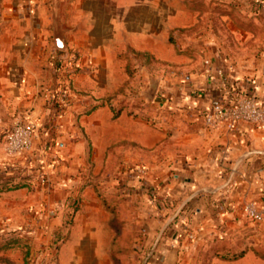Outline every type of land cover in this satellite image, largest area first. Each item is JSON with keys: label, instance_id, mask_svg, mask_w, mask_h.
Instances as JSON below:
<instances>
[{"label": "crops", "instance_id": "obj_1", "mask_svg": "<svg viewBox=\"0 0 264 264\" xmlns=\"http://www.w3.org/2000/svg\"><path fill=\"white\" fill-rule=\"evenodd\" d=\"M185 1L0 0V168L27 181L0 194L7 264L26 255L20 238L29 240V264H111L113 214L103 196L118 190L124 199H109L132 210L121 222L144 224L138 250L152 255L148 264H195L191 257L219 242L248 258V245L264 244V221L242 212L264 204V125L239 122L229 133L202 121L215 96L245 95L264 108V55L242 75L214 65L209 52L202 58L196 43L185 54L183 42L169 40L193 20ZM61 85L70 99L58 115L49 98ZM153 103L178 113L151 124L144 112ZM19 120L35 122L39 135L29 153L10 157L2 128ZM111 160L133 167L127 180L93 188ZM168 205L184 214L171 221Z\"/></svg>", "mask_w": 264, "mask_h": 264}, {"label": "rangeland", "instance_id": "obj_2", "mask_svg": "<svg viewBox=\"0 0 264 264\" xmlns=\"http://www.w3.org/2000/svg\"><path fill=\"white\" fill-rule=\"evenodd\" d=\"M185 6L191 11L193 20L189 25L184 26L176 37L170 34L169 40L171 42H175L176 40L183 42L185 54L194 50L192 49L189 51L190 46L188 43H196V51L198 53L209 52L212 57L211 60L215 62L214 65L218 62V65H222L226 71H235L244 75V73L256 69L261 57L264 55V0H186ZM207 47L209 48L207 49ZM203 56L206 57L207 54H201L202 58ZM192 58L193 60L190 63L184 64L185 68L191 69L192 65L196 64L197 60L194 56ZM204 66H206V64H204ZM214 71L215 73H217V71L221 72V75H213L215 79L219 80V77L222 76V69L215 67ZM128 98L129 97L123 99L121 103L127 102ZM214 98L218 97L215 96ZM129 102L132 101L130 100ZM114 107L115 106H113V108ZM152 107V109L149 108L144 112L145 120H150L151 124H155L161 119H173L178 113L175 111V108L165 111L164 109H160V112L159 107L154 103ZM116 115L117 111H113V117ZM11 126L4 127L2 130L6 131ZM54 130L56 132L59 129L55 128ZM95 164L96 162H93V167ZM132 170L133 167L131 165L128 166L127 161L111 160L108 162V166L102 176L98 173L96 176L91 174L95 176L91 184L94 186L93 188H97L100 191L101 187H104V190L110 188L114 180L117 181V185L121 186L120 178L127 180ZM116 173H118V175ZM26 182L25 177H21L15 173L9 174L4 169L0 168V194L5 189H12ZM121 192L122 190H118V192H113L109 196H103L104 201L106 203L110 202L109 207L110 205L112 207L110 208L113 214L112 224L116 229V238H114L115 240L113 239V254L110 256V263L148 264L152 255H148L149 252H147V254L138 250L139 247L144 246L143 237L146 235L144 232V224L131 225V223L121 222V217H131L132 210L129 211L124 209L119 211L110 200H115L117 198L123 200L124 194ZM106 199H109L108 202ZM168 206V216H173L174 213H176L171 221L184 214L182 209L177 212V209L174 208L173 205ZM133 210L137 209L133 208ZM73 211L74 209L72 208L71 212ZM63 214V222L60 226L65 228L67 226V208L64 209ZM158 216L159 214L153 215V217ZM172 223L173 222H169L167 226L170 230L173 228ZM37 228L40 229V227ZM25 235L26 234H23V237ZM59 235L60 233L58 236ZM58 236L56 235L50 240V248L55 247V244L59 242L61 236L60 238ZM14 242L21 245L23 254L26 253V255L22 256L23 258L20 264H29L31 262L27 259L29 254V240L20 238L18 241ZM247 249L251 253V256L245 258L244 251L234 250L233 247L223 242L212 243L207 245L206 249L199 256L191 257L190 261L195 264H264V244L248 245ZM0 264H7L5 258L1 255Z\"/></svg>", "mask_w": 264, "mask_h": 264}, {"label": "built area", "instance_id": "obj_3", "mask_svg": "<svg viewBox=\"0 0 264 264\" xmlns=\"http://www.w3.org/2000/svg\"><path fill=\"white\" fill-rule=\"evenodd\" d=\"M214 75H221L220 71ZM70 99L66 86H59L51 90L49 98L50 107L58 114L68 105ZM204 126L210 129L223 128L227 132H233L237 123L244 122L257 126L264 125V108L255 98L242 95L230 103H224L219 98H213L202 114ZM60 129V125H52L45 130L50 135L54 129ZM39 135V127L30 120H19L4 132V151L12 157L29 153L32 150L33 140ZM144 173V169H139ZM244 216L255 223L264 221V204H256L251 201L244 205Z\"/></svg>", "mask_w": 264, "mask_h": 264}, {"label": "water", "instance_id": "obj_4", "mask_svg": "<svg viewBox=\"0 0 264 264\" xmlns=\"http://www.w3.org/2000/svg\"><path fill=\"white\" fill-rule=\"evenodd\" d=\"M55 39H56V46H57V48H61L62 47V41H61V39L59 37H56ZM149 94H152V90L151 89H150Z\"/></svg>", "mask_w": 264, "mask_h": 264}, {"label": "trees", "instance_id": "obj_5", "mask_svg": "<svg viewBox=\"0 0 264 264\" xmlns=\"http://www.w3.org/2000/svg\"><path fill=\"white\" fill-rule=\"evenodd\" d=\"M109 207V206H108ZM109 210L111 211V209H110V207H109ZM112 224V223H111ZM112 227H113V230H114V232H115V234H116V229L114 228V225L112 224ZM114 238H116V237H114ZM115 240V239H114ZM113 245H114V241L112 242V246H111V255L110 256H112V249H113Z\"/></svg>", "mask_w": 264, "mask_h": 264}]
</instances>
